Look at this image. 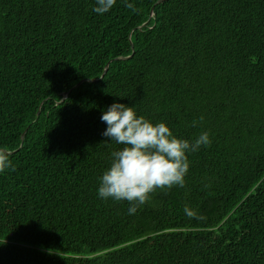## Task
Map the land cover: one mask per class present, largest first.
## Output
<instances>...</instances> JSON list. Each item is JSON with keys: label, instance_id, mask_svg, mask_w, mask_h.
Returning a JSON list of instances; mask_svg holds the SVG:
<instances>
[{"label": "trees", "instance_id": "16d2710c", "mask_svg": "<svg viewBox=\"0 0 264 264\" xmlns=\"http://www.w3.org/2000/svg\"><path fill=\"white\" fill-rule=\"evenodd\" d=\"M158 1L0 0V264H264V0ZM114 103L212 141L131 215L98 195Z\"/></svg>", "mask_w": 264, "mask_h": 264}, {"label": "clouds", "instance_id": "9594fccd", "mask_svg": "<svg viewBox=\"0 0 264 264\" xmlns=\"http://www.w3.org/2000/svg\"><path fill=\"white\" fill-rule=\"evenodd\" d=\"M125 2L128 8L137 11L133 4ZM116 3L117 0H95L93 11L103 15ZM203 119L194 121L192 126ZM101 120L107 124L102 135L122 147L111 153L110 166L100 178L98 195L105 200L129 202L130 215L149 202L158 190L185 187L190 168L188 154L212 143L210 133L206 131L193 141L178 138L166 123L154 124L144 116H138L134 107L123 103L109 106ZM10 156L7 149L0 148V173L15 170ZM184 212L190 219L204 218L188 205Z\"/></svg>", "mask_w": 264, "mask_h": 264}, {"label": "water", "instance_id": "95a60500", "mask_svg": "<svg viewBox=\"0 0 264 264\" xmlns=\"http://www.w3.org/2000/svg\"><path fill=\"white\" fill-rule=\"evenodd\" d=\"M164 1H166V0H159V1H158V4L163 3ZM153 15H154V9L151 10V17H153ZM151 17H150V18H151ZM148 22H149V21H148ZM148 22L145 23L143 26H146V25L148 24ZM129 58H130V57H129ZM129 58H117V60H127V59H129ZM109 64H110V63H108V64L106 65L105 70H104V72H103V75L101 76L100 79H91V80H89L88 82H91V83L100 82V81L104 78L105 74L107 73L108 68H109ZM84 82H85V81H81L80 83H78V84L76 85L75 88L79 87V86H80L82 83H84ZM72 90H73V89H71V90H69L68 92H66V93L63 94V100L66 99V98L69 96V94L72 92ZM63 100H62V101H63ZM38 114H40V112H39ZM25 135H26V131H25V132L23 133V135H22V140H24Z\"/></svg>", "mask_w": 264, "mask_h": 264}]
</instances>
